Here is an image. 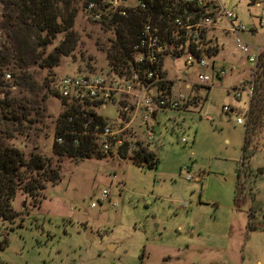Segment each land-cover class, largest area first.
Returning a JSON list of instances; mask_svg holds the SVG:
<instances>
[{
  "label": "rangeland",
  "instance_id": "rangeland-1",
  "mask_svg": "<svg viewBox=\"0 0 264 264\" xmlns=\"http://www.w3.org/2000/svg\"><path fill=\"white\" fill-rule=\"evenodd\" d=\"M223 1L248 27L257 23L259 10L249 8L247 0ZM78 8L74 56L62 58L53 69L32 61L27 76L16 71L20 79L13 67L1 71L12 75L3 100L16 106L7 118L23 120L10 128L12 121L1 114V127L9 125L11 134L3 143L21 149L27 158L34 151L59 166L61 181L47 184L37 198L17 195L18 219L0 220V264H264V145L250 171L245 168L241 193L237 188L246 132V123L239 124L238 118L246 122L250 101L247 94L240 101L235 94L243 82L253 81L256 66L239 51L235 36L217 33L221 51L216 66L230 72L199 87L200 105L162 112L154 122L149 151L157 168L126 157L58 162L53 144L63 103L54 94L55 85L69 75L106 73L115 38L109 23H96ZM240 36L264 50V28ZM62 40L61 35L37 56L48 58ZM185 62L180 57L165 67L181 91L185 88L179 82H198L197 68H187ZM228 106L234 113H225ZM102 114L118 118L113 107Z\"/></svg>",
  "mask_w": 264,
  "mask_h": 264
},
{
  "label": "built area",
  "instance_id": "built-area-1",
  "mask_svg": "<svg viewBox=\"0 0 264 264\" xmlns=\"http://www.w3.org/2000/svg\"><path fill=\"white\" fill-rule=\"evenodd\" d=\"M7 1L0 0V50ZM83 1L84 13L96 23H109L115 17L137 18L141 23L138 40L130 52V73H116L114 68H109L106 73L69 75L59 83L61 111L71 112L68 119L71 128H66L57 142L74 148L87 146L94 151V156L130 159L151 145L154 122L160 113L198 107L201 98L196 91L199 87L210 84L214 76L223 78L230 72L216 66L215 59L221 48L218 32L233 34L239 51L256 67L264 53L246 44L240 36L249 31L255 33L257 27L264 28V0L246 1L249 8L259 10L257 25L250 27L241 21L236 9L228 8L223 0ZM180 57L186 58L187 68L198 70V82L188 85L185 91L178 90L176 81L165 72L167 63ZM11 80L9 73L0 77V99H5ZM242 85L243 89H237L235 98L240 101L243 94H247L250 101L253 84L243 82ZM109 107L116 110V121L103 116ZM224 111L234 113L230 106ZM248 112L249 107L244 116ZM238 123L246 122L239 117ZM188 179L194 178L188 175ZM197 180L200 181V177ZM102 196L106 198L107 191Z\"/></svg>",
  "mask_w": 264,
  "mask_h": 264
},
{
  "label": "trees",
  "instance_id": "trees-1",
  "mask_svg": "<svg viewBox=\"0 0 264 264\" xmlns=\"http://www.w3.org/2000/svg\"><path fill=\"white\" fill-rule=\"evenodd\" d=\"M80 5L83 8V0H8L3 25L4 39L0 50V77L2 78L5 74L1 72L4 67H13V75L19 78L16 71L27 76L32 61L35 64L41 61L40 67L53 69L59 66L62 58L74 56L79 44V37L74 28ZM108 26L115 35V38L111 40L108 53V67L114 68L116 73L123 74L125 71L130 73V52L138 40L141 23L137 18L115 17ZM61 35L63 40L48 58L42 59L40 55L37 56L39 49L45 50L53 45ZM215 53L217 54L218 50ZM251 83L253 94L249 103V112L245 115L243 168L238 170L239 193L243 187L242 175L246 174L245 168L248 167L250 171L252 158L264 145V53L260 57ZM46 86L51 87L49 80ZM55 89L54 94L58 97V84L55 85ZM15 107V102L10 105L6 100H0V117L3 114L7 118L10 113L15 112ZM18 108L24 109L21 103ZM70 115L71 112L66 111H61L59 115L53 144V154L57 156L58 162L63 161L64 158L78 161L95 155L94 151L87 146L74 148L71 145L58 144L57 137L63 134L66 128H71L68 122ZM25 117L27 119V116ZM6 120L12 121L10 128L18 127L17 123L23 122L17 116ZM100 121L102 122L103 119L100 118ZM8 127L9 125L6 126L5 123V129H3L0 124V220L13 223L19 217V213L14 209L17 195L23 193L29 197L41 196L47 184H58L61 181V169L59 166L54 167L51 162L34 151L27 158L21 149L3 143V137L11 136ZM16 130L19 131L17 128ZM150 146L143 148L130 159L136 165L157 168L158 160L149 151ZM98 158L104 157L98 156ZM259 172L261 173L262 169ZM38 203L41 204V201Z\"/></svg>",
  "mask_w": 264,
  "mask_h": 264
},
{
  "label": "crops",
  "instance_id": "crops-1",
  "mask_svg": "<svg viewBox=\"0 0 264 264\" xmlns=\"http://www.w3.org/2000/svg\"><path fill=\"white\" fill-rule=\"evenodd\" d=\"M220 51H221V48H220V50H219V53L217 54V56L220 54ZM217 58V57H216ZM185 77H187V73L186 72H184V74H183ZM219 78V77H218ZM191 83H188V82H186V81H182V85L184 86V88H185V90H187L188 89V85H190ZM199 89L196 91V93L199 95Z\"/></svg>",
  "mask_w": 264,
  "mask_h": 264
}]
</instances>
